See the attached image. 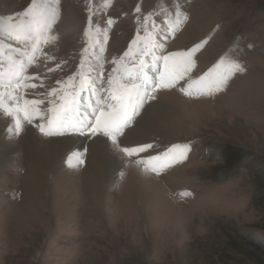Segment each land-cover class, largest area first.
<instances>
[{
  "label": "rangeland",
  "instance_id": "rangeland-1",
  "mask_svg": "<svg viewBox=\"0 0 264 264\" xmlns=\"http://www.w3.org/2000/svg\"><path fill=\"white\" fill-rule=\"evenodd\" d=\"M106 1L58 0L60 18L52 30L56 40L44 49L52 59L41 58L37 67H29L28 75H42L31 81L36 89L20 91L21 106L75 75L88 51L95 58L97 81L100 63L111 65L122 56L135 37L136 20L149 14L168 51L203 43L193 56L191 80L217 64L223 70L229 62H239L246 70L211 96L182 93L180 87L191 82L187 78L172 90L158 91L157 99L138 110L133 130L121 138L124 146L151 143L153 148L134 157L116 150L123 158H116V165L124 169L110 182L95 174L99 169L91 161L92 140L104 137L85 135L81 148H71L82 152L83 164L76 167L74 158L71 164L62 159V169L88 170L92 178L84 184L80 177L81 185L69 182L63 189L52 171L39 166L26 148H17L0 166V264H256L253 252L264 260L262 214L252 204V173L245 165L264 162V0ZM31 3L0 0V19L19 22ZM178 14L188 19L165 40ZM89 16L92 31L86 38ZM109 18L114 21L110 27ZM41 108L31 123L21 114L23 132L9 133L8 139L20 141L31 131L41 139L76 136L77 143L84 136H45L38 125L48 107ZM0 117L14 127L2 110ZM174 145L184 158L159 175L141 163Z\"/></svg>",
  "mask_w": 264,
  "mask_h": 264
},
{
  "label": "snow or ice",
  "instance_id": "snow-or-ice-1",
  "mask_svg": "<svg viewBox=\"0 0 264 264\" xmlns=\"http://www.w3.org/2000/svg\"><path fill=\"white\" fill-rule=\"evenodd\" d=\"M57 4L58 0H32L31 6L22 14L19 22L12 23L11 17L0 19V33L19 45H5L0 40V56L7 52L6 59H0V110L14 121V127L8 129L9 133L19 136L23 132L21 114L24 121L31 123L33 116L39 115L41 106L44 105L48 107V112L44 115V123L38 127L45 136L79 134L104 137L106 139L101 142L98 151H104L110 144L111 148L127 157L147 152L153 148V144L124 146L121 138L126 135V130H133L134 120L140 114L138 110L145 103L157 99L155 94L158 91L172 90L180 81L186 78L191 80L190 73L195 67L193 56L203 43L196 44L190 50L168 51L164 43L157 39L158 33L151 14L142 16L136 20L137 30L130 47L122 56L112 60L114 67L106 78L103 64L100 65L97 72L102 80L100 87H95L92 76L97 69L91 62L86 65L82 59L80 70L75 75H70L67 80L57 81L58 86L52 87L41 99H25L21 106L20 91L36 89L38 85L31 81L41 79L40 73L28 75L29 67L41 58L52 59L44 49L56 40L52 30L60 18ZM135 11L141 13L139 7ZM187 19V16L178 14L168 26L164 39L174 37ZM88 23L86 38H90L92 31L91 16ZM113 23L111 18L107 20L109 27ZM104 39L107 40V31L104 32ZM87 50L85 48V52ZM100 52H104L103 46L100 47ZM47 70L53 71L52 68ZM245 70L239 62H229L223 70L217 64L198 80H191L187 88L181 86L179 90L187 96H211L225 90L230 79ZM86 92H91L96 99L89 96L87 102L82 104ZM179 148V145H174L166 152L152 156L150 161L141 163L146 170L159 175L184 158V152L178 151ZM81 157L82 152L72 153V158L76 161L73 166L84 163ZM69 163L71 164V160Z\"/></svg>",
  "mask_w": 264,
  "mask_h": 264
},
{
  "label": "bare ground",
  "instance_id": "bare-ground-1",
  "mask_svg": "<svg viewBox=\"0 0 264 264\" xmlns=\"http://www.w3.org/2000/svg\"><path fill=\"white\" fill-rule=\"evenodd\" d=\"M8 129H9V125H7V122L4 119H1L0 117V166L1 167L4 165L5 161H9V158L11 157V155L15 153L17 148L24 147L27 149L29 155L33 156L34 160L37 162L39 166H41L42 168H47L48 171L50 172L52 171L54 173V176L55 175L57 176L55 177V181L57 182L55 184L56 186H58V189H63L69 182L72 183L73 185H76V182L77 185L78 184L81 185V183L79 182L80 177L83 178L82 181L84 182V184L87 183L88 181L92 182V178L89 179L91 175L88 170H84L82 173L77 171L78 168L76 170V169H70V167H68V169H62L61 167V164L64 163L63 160L66 163L69 162V160L71 161L73 160L72 154L70 153L73 152L75 148L82 147L80 141H82V138L83 139L85 138V135L77 137L78 138L77 139L78 143H77L76 136L62 137L64 139H41L39 137L42 136L38 137L31 131L24 134L23 137L21 136L22 140L16 141V138L8 139L7 137V135L9 134ZM92 141L93 142L91 144V147H92L93 155L91 157V161L94 164V166L96 165L95 168L99 169V171L95 172V174L97 173V175H99V177L104 182L105 181L110 182L113 179V175L117 173V171L121 172L124 169L121 163L120 166L119 164L116 165L117 164L116 158H118L120 162V159L122 157L120 158L117 151L111 148L110 144L105 147L104 151H98V147L102 141L96 140V138H94ZM1 153L5 154L6 156L2 155ZM108 153H110L113 158H111V156ZM80 173H82V175H80ZM59 175L64 177L63 178L59 177ZM85 179H87V181Z\"/></svg>",
  "mask_w": 264,
  "mask_h": 264
},
{
  "label": "trees",
  "instance_id": "trees-1",
  "mask_svg": "<svg viewBox=\"0 0 264 264\" xmlns=\"http://www.w3.org/2000/svg\"><path fill=\"white\" fill-rule=\"evenodd\" d=\"M256 162L258 166H249V162L245 165H247V168H250L252 173V182L254 188L252 204L255 209L262 214L260 226L264 231V162H261V164L258 161ZM251 258L256 264H264L262 256L258 253L253 252Z\"/></svg>",
  "mask_w": 264,
  "mask_h": 264
}]
</instances>
